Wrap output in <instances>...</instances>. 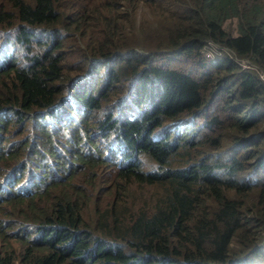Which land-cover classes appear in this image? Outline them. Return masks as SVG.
Wrapping results in <instances>:
<instances>
[{"label":"trees","instance_id":"1","mask_svg":"<svg viewBox=\"0 0 264 264\" xmlns=\"http://www.w3.org/2000/svg\"><path fill=\"white\" fill-rule=\"evenodd\" d=\"M146 2L160 10L152 28L132 20L138 0H0V126L60 114L64 106L56 103L71 89L85 113L104 108L106 118H94L105 135L114 131L131 154L148 152L160 162L158 172L138 161L115 170L101 188L109 192L103 202L85 187L88 174L77 172L31 194L6 192L3 177L19 174L31 143L9 147L8 140L0 147V264H264V0ZM208 40L253 68L204 51ZM118 51L124 56L111 60L106 92L94 88L98 72L87 88L76 82L77 74L97 70L98 58L110 61ZM135 78L139 97L150 81L161 98L152 113L147 108L132 120L124 116L127 101L117 99ZM210 82L212 94L225 90L228 120L237 127L228 138L238 157L209 161L201 147L194 155L188 148V167L181 168L173 164L179 147L150 134L165 116L201 109L209 117L202 89ZM221 123L207 121L217 133ZM217 167L227 170L225 177ZM252 169L256 180L241 179Z\"/></svg>","mask_w":264,"mask_h":264},{"label":"clouds","instance_id":"2","mask_svg":"<svg viewBox=\"0 0 264 264\" xmlns=\"http://www.w3.org/2000/svg\"><path fill=\"white\" fill-rule=\"evenodd\" d=\"M118 55L124 56V54L121 53V51H118L113 55L110 59V61L103 60L102 58H98L99 65L97 67V70L95 71L96 66H94L93 70H89V72L85 74H77L75 77L76 82L83 86L84 88L89 87L90 80H93V75H95L98 72V81L95 82L94 88L95 90L97 88L103 89V91H107L110 83V79L112 76L113 71V65H111V60L116 59ZM261 75L264 77V72L261 73ZM96 78V79H97ZM95 79V81H96ZM138 80L135 78L134 81L128 85L129 91H125L121 94V96L117 100H121L122 102L127 101V108L124 111V116L126 118H130L132 120L135 119H141L143 118L146 109H149V113H152L155 110V106L159 102L161 98V89H159L158 84H153L149 81L148 88H145L144 96L139 97L136 90V84ZM125 84V89H126ZM114 86H112L113 91ZM124 89V90H125ZM135 96L136 99L139 102H143L142 106L137 105L134 101L132 96ZM62 100L57 102L56 104H60L63 107V111L60 114L57 115H49L46 119L41 120L40 122V114L36 116V118L32 121L34 124L41 125L39 128H43L42 130L45 131V134L47 137H49L50 145L47 149H41L40 146L36 142H31L29 145L30 149V157H32L33 154L39 152L40 155H45V161L48 165L52 163L51 159V152H57V153H64L65 149L60 147L58 144L55 143V136L54 134H57L60 129L62 130V133L66 136H70V140H67V142H72L74 137L81 138L82 139H88L91 141H94V150L97 151L95 157L101 158L99 155V145L95 143V140L98 139L96 134L100 135V138L102 140V143L105 145V159L109 158L112 163L109 162L111 166H115L117 170L120 167L128 166L132 163V161H138L140 164L148 171V172H158L159 171V165L158 160L156 161V158L154 155L142 151L140 154L136 153V155L131 154L132 151L128 149L125 141L119 137V135L111 131L108 135H105L103 133V129H101L98 125L99 122L97 121L95 117H97L100 120H104L106 116L104 115V108H100L96 110V112H93V114L89 115L85 113L84 107H82L74 98L72 95V90H67L64 94L61 95ZM63 101H66L67 104H63ZM142 107H145L144 110ZM96 113V115H94ZM46 114V113H45ZM201 109L200 111L192 112V113H182L181 115L175 117V118H163V123L159 126H156L154 130L150 134V138L153 140H167L171 142L169 143L172 147H179L182 154H177L173 156V164H177V166H180L181 168L186 167L188 164H183V161H186V157L188 154L186 153V150L188 148L192 152V154H196L199 152V149L201 147ZM85 119L89 120V124L87 125V128L83 127V121ZM32 120V118H31ZM93 128V130H89ZM88 131L87 135H81V132ZM190 133L191 138L187 139L185 137V134ZM205 135V134H204ZM219 139V138H218ZM220 140V139H219ZM221 141V140H220ZM230 140H228L229 142ZM66 142V143H67ZM192 142V143H190ZM190 143V144H189ZM193 143H197L196 145H192ZM221 144H223V141H221ZM219 145L215 147L214 150H212L211 153H208L207 156L201 157V158H207L209 161H212L214 159L220 160L223 162H229L231 156L238 157V150H235L236 144H230L227 150L223 152H219V150L223 149L220 148L222 145ZM68 149H71L70 144H66ZM140 145L144 146V143H140ZM90 146V148H93ZM66 148V147H65ZM32 150V152H31ZM131 154V155H130ZM201 156V153H199ZM227 155L226 157H223L224 155ZM84 155H91L90 153H86ZM137 156V160H136ZM58 158V157H57ZM103 158V157H102ZM108 162V160H106ZM188 167V166H187ZM33 171L37 172L36 168H33ZM217 175L220 177H225L227 170L223 167H217L216 168ZM257 177V176H256ZM56 174H51V180L57 179ZM241 179L243 180H251L254 181L257 178H255V171L252 169L251 172H247ZM50 181L45 183V178L42 176L37 177L32 172H29L27 174L26 179H23L22 176L19 174L14 175L12 178L3 177V180L1 183L4 184L3 188H6V192H20L24 194H31L35 190L38 189L39 186H46ZM20 182V183H19ZM29 186V187H28Z\"/></svg>","mask_w":264,"mask_h":264},{"label":"rangeland","instance_id":"3","mask_svg":"<svg viewBox=\"0 0 264 264\" xmlns=\"http://www.w3.org/2000/svg\"><path fill=\"white\" fill-rule=\"evenodd\" d=\"M124 13L128 15L129 11L126 9ZM132 13V20H135L136 25L144 22L146 23V26L150 28L158 24V19L160 17V10H158L156 7L152 8L151 10L146 0H138V6ZM230 24L234 26V20H230ZM203 50L206 52L209 51L227 53L226 55L232 56L236 60L239 59L238 61H240L243 66L253 68L248 59L236 57L234 53L226 46L217 44L213 41L208 40ZM219 71L222 74L226 72L227 69L225 67H221ZM211 85L212 83L210 82L205 88L202 89V95L208 99L206 113L209 114V117L204 118V115H201V117H199V119H201V157L207 156L208 153H211L212 150L215 149L216 144H213V141L210 139L211 136L219 138L221 141H223V144H221L222 146L220 147H223V149L219 150V152H223L229 147L228 134H232L237 131V127L231 124L228 120V114L232 111L227 106H225V102H227V97H224L225 90H221L216 92L215 94H212ZM212 116L213 118L217 117L221 119V124H224L222 129H219L218 133L216 132L218 127H216V130L213 129L214 124H212L211 126L207 125L208 119H210ZM23 122V127L21 126V124L16 125L12 122L8 124V127L0 126V147L6 146L4 145V143H7L8 145V140H11L9 147H12L14 142H20L21 140H24L27 144L29 140L30 142H36L41 149L48 150L50 140L49 137L46 136L45 131L42 130L43 128H39V125H37L36 127V124H34L30 119H26ZM82 123L83 127L87 128L89 120L85 119V121H83ZM27 128H29V131ZM62 130L63 129H60V131L57 134H54V136L55 143L65 149V154L60 152H51L50 155L52 163L48 165L45 161V155H40V153L37 152L33 154L32 157H30V153H28L27 158L29 160H23V162H25L24 167L23 169L19 170V175L22 176L23 179H26L27 174L33 171V167L36 168L39 172L44 171L43 177L45 178L46 183L50 181L51 174H56L60 179H70L73 177L74 172H77L78 174H88L85 182V187L88 190L94 192V196L98 201L103 202L104 200H109V192H104V190H102L101 188L110 186V179H113V177L115 176L114 173L116 167L109 164V162L112 163L109 158L105 159V145L104 143H102L100 135H95L98 137V139L95 140V143L100 146L98 150L101 160L99 162H91L82 159L81 155L90 153L92 156H97V151H95L93 147L94 141L88 139L81 140L80 137H74L72 142H67V140H70V136L64 135L62 133ZM89 130H93V128ZM207 131L210 132V137L209 139L205 140L204 134L207 133ZM87 132L88 131L81 132V135H87ZM191 135L192 134H187L186 132L185 137L187 139H190ZM4 140H6V142ZM66 144H70L71 149H68ZM90 146H92L93 148H90ZM27 149H29L28 145ZM20 151L21 153L24 152V150L22 149H20ZM226 156L227 155L225 154L223 157ZM106 160H108V162ZM2 169L3 167L1 166L0 162V172L2 171ZM136 187V184H131V189H135ZM147 187L153 190V186L147 185ZM233 190L235 189H230L229 193H231Z\"/></svg>","mask_w":264,"mask_h":264}]
</instances>
